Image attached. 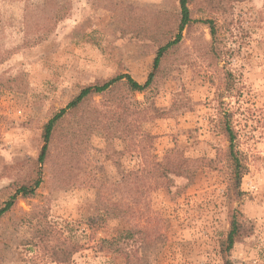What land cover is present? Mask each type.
<instances>
[{"label": "rangeland", "instance_id": "1", "mask_svg": "<svg viewBox=\"0 0 264 264\" xmlns=\"http://www.w3.org/2000/svg\"><path fill=\"white\" fill-rule=\"evenodd\" d=\"M189 8L192 22L152 86L112 96L125 93L145 110L130 109L128 125L156 136L151 156L161 161L178 148L212 163L151 193L149 215L157 214L163 235L156 243L122 239L119 247L137 251L142 264H223L220 245L236 211L250 229L231 251L233 264H264V0H190ZM180 17V0H0V210L36 177L46 124L84 87L119 75L145 84ZM112 96H94L63 117L52 150L61 153L70 136L71 154L54 155L36 194L0 217V264H58L39 245V220L80 245L69 264H125L99 246L130 227L111 210L128 196L113 188L103 199L102 186L120 183L142 155L137 143L107 139L92 125ZM227 123L245 167L238 189Z\"/></svg>", "mask_w": 264, "mask_h": 264}, {"label": "trees", "instance_id": "2", "mask_svg": "<svg viewBox=\"0 0 264 264\" xmlns=\"http://www.w3.org/2000/svg\"><path fill=\"white\" fill-rule=\"evenodd\" d=\"M189 4L190 0H180L181 20L177 28L175 39L173 40V38L170 37L167 40L164 39L165 41L160 43L161 46L154 61L155 71L149 75L145 84L142 85L138 83L130 75H119L99 84L84 87L80 94L70 102L65 109L57 113L46 124L44 133L46 145L42 149L38 159L39 168L36 172V177L28 184L16 190L15 194L0 210V217L10 212L20 198L28 199L36 194L37 189L42 183V170L47 164L54 161V155L55 160H58L67 159L71 154L70 152L73 149L72 143H74V139L70 136L67 137V141L65 140L63 142V150L61 153L55 154V150H52L56 129L68 111L79 110L94 96H112L118 89H124L130 94L136 92L142 93L146 92L152 86L159 72L162 58H164V55L170 51L172 47L178 45L182 39L183 31L192 22ZM208 23L210 24L211 36L214 42L216 41L217 35L216 27L213 22ZM129 99V96L125 93L112 96L110 110L106 112L96 111L97 117L92 123V125L100 127L105 132L107 139L118 136L127 139L130 145L137 143L142 155L141 166L123 175L120 183L102 186L103 199H107L106 195L108 192L112 191L113 188L122 190L124 195L128 196L125 201L120 199L117 203L113 204L111 210L116 212V217L126 219L130 227L118 233L119 236L117 238H113L112 240H101L99 251L113 250V252L123 257L125 264H142L137 255V251L134 249L129 251L124 250L119 247L118 242L124 239L126 241L140 240L145 244H154L161 237L160 226L158 224H153V221L157 220L158 222L157 214L153 213L155 214V218H153L152 214L151 216L149 215L152 213L150 209L151 193L161 189H170L174 184V180L171 176L183 177L190 180L203 163L212 162L200 158L194 159L186 157L184 152L178 148L167 151L161 161L158 160L156 156H151L147 151V146L148 144H153L156 136L144 134L141 132L140 127L134 129L128 125V113L130 109L136 108L138 110V115H142L145 111L138 102ZM156 117H160V114L156 115ZM224 132L230 142L227 154L233 167L232 186L234 189H238L245 167L235 153L234 142L236 140V133L229 123L224 125ZM74 136L75 134H73V137ZM114 153L117 152L114 151ZM133 192L134 195H132ZM39 225V245L41 244V247L47 252L54 263L69 264L71 257L80 251V245L78 243H69L63 240L60 233L49 225L43 226L40 220ZM91 229L94 233L95 228L91 227ZM249 229V226L240 220L236 211L231 214L229 232L226 239H224L220 245L223 264H233L230 257L231 251L235 244L241 240L244 233L249 232ZM154 239L156 241H154ZM113 247L116 248L113 249Z\"/></svg>", "mask_w": 264, "mask_h": 264}]
</instances>
